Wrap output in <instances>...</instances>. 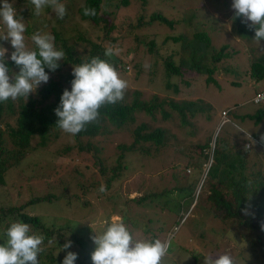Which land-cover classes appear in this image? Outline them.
<instances>
[{
  "label": "trees",
  "instance_id": "trees-1",
  "mask_svg": "<svg viewBox=\"0 0 264 264\" xmlns=\"http://www.w3.org/2000/svg\"><path fill=\"white\" fill-rule=\"evenodd\" d=\"M12 1L21 6L26 2L30 4L25 11V42L30 49L34 48L30 39L32 34L41 32L47 25L43 23L40 30L30 25L31 21H39L30 0ZM66 1H71V5L64 20L71 18L72 15L77 17L76 25L71 27L75 32L74 40L89 47L79 54L75 46L68 45L62 34L51 26L48 33L55 37L56 47L65 52L64 60L59 62L60 66L55 71L45 68L50 77L49 81L46 84L42 83L35 93L29 94L26 101L20 98L16 101L10 99L0 103V186L4 185L7 172L17 167L28 153L32 150L46 149L50 142L57 140L64 133L55 125L58 117L54 109L59 105L63 90H71L70 82L74 78L72 69L76 65L92 57H99L113 64L116 70L123 74L128 65L133 63L132 69L136 71L137 76L143 68L138 69V64L135 62L138 45H141L144 53L149 54V57L152 58L156 54L155 58H159L165 89H171L174 95L187 97L182 90L192 91L197 84H200L201 76H204L205 86L210 84L217 86L215 75L218 73V67L227 60L226 58L236 54L235 50L228 49L227 46H220L218 49L212 47L209 31L215 30L218 20L217 23L210 20L215 18L207 6L215 9L220 6L224 11L229 12L233 32L247 44L249 53H253V44L256 42L253 39L254 32L241 23L240 18H234V10L229 0H206V5L199 2L195 7L186 8L183 7L184 4H193L192 2L196 0H61L62 3ZM85 7L95 9L96 14L85 16L83 14ZM45 12L49 16L53 13L50 8ZM118 13H123V18L116 22ZM2 24L0 21V26ZM55 24L60 26L61 20H56ZM205 25L209 27V31L204 30ZM88 27L93 31L96 41L85 37ZM127 35L131 36V44L134 45L127 49L123 58L117 53L110 57L104 55L109 47L119 50V42ZM251 40L254 41L250 42ZM161 47H170L166 56L158 54ZM176 47L178 50L175 49ZM13 50L9 45L6 60L10 70L16 72L18 69L8 59ZM151 63L155 64L154 57ZM246 73L254 93L264 87V47L260 57L249 60ZM172 79L176 81L170 82ZM230 83L235 84V82ZM201 102V100H176L157 95L143 99L139 92L127 88L122 101L114 105H105L99 110L100 117L97 122L88 124L86 130L75 136L67 134L73 142L72 146L66 144L55 152L59 156L71 153L90 155L96 173L90 175L79 173L78 178L86 177L85 179L91 182L82 181V183L75 179V188L72 190L75 192L70 194L68 182L60 181L57 186L48 185L43 195L32 196L29 200L6 209L1 208L2 234L12 222L22 221L31 226L32 232L45 237V251L39 254V264H61L68 251L78 255L74 264H92L90 254L95 247L89 236L87 237L90 231L88 227H83L79 221L69 215L62 217L49 213L34 214L27 211L28 208L59 200H63L59 202L71 207V213L72 209L78 206H80L76 208L78 210L87 208L86 200L78 205L76 201L73 203L77 195L84 196L91 192L96 196L103 195L104 192L99 191L100 181L106 186V191L113 192V184L120 178L137 172L144 160H157L164 153L172 150L176 143H182L186 136H191L192 122L196 115L209 119L208 112L211 107ZM229 115L238 121L249 120L258 124L264 121V105L257 107L250 114L238 115L230 112ZM165 123L173 124L178 132L171 131L164 125ZM118 131L127 133L130 142L117 144L115 159L108 162V158L101 156L103 145L110 143L111 137ZM178 133H182L184 138L177 140ZM218 137L211 151V163L202 177L196 197H193L192 193L198 180H190L185 186L175 188L174 191L179 196L175 199L169 198L174 192L165 189L159 192H140L138 189L140 194L133 198L114 193L112 198L117 199L119 204L112 202L110 213L106 212V209L102 210L105 221H109L108 216L116 210L135 238V232L141 234V229L137 228L141 221L140 216L148 209H154L152 216L156 218L157 212L173 213L175 216L181 213V207H186L188 210L192 205L191 209L196 207L203 211V215H211L216 219L223 237L219 244L223 243L222 247L225 251H234L232 256L237 264H264V141L261 139L264 137V129L260 134L251 135L248 149L234 144L229 145L226 142L221 144ZM209 141L210 136L205 137L203 143L195 145L194 152L189 153L191 160L187 161L185 167L189 166L193 169L192 172L200 173L201 161H207L209 156ZM250 149L254 152L249 153ZM179 153L186 155L184 149H180ZM174 173L170 175L173 179L176 177ZM160 197L168 199L160 204L158 202ZM170 200L173 203L172 207L168 204ZM54 216H58L59 221H55ZM180 219L179 216L175 219L169 238L177 231ZM90 233L91 231L89 235ZM228 233L232 240L227 239ZM154 238L153 235L151 239ZM49 240L52 241L51 244L48 243ZM69 240L72 242L71 247L61 250ZM219 244L205 246L204 253L208 252V254L198 256L190 254L192 258L190 264H204V258ZM217 255L221 254L212 256Z\"/></svg>",
  "mask_w": 264,
  "mask_h": 264
},
{
  "label": "rangeland",
  "instance_id": "rangeland-1",
  "mask_svg": "<svg viewBox=\"0 0 264 264\" xmlns=\"http://www.w3.org/2000/svg\"><path fill=\"white\" fill-rule=\"evenodd\" d=\"M205 1L206 0H196L195 2H192L193 4H184L183 7H195L199 2H203L204 5H206ZM9 2L13 3L18 15L25 20V11L30 4L26 2L21 6L19 3H14L12 0H9ZM64 4L66 5L68 13L71 1H66ZM229 4L231 6V0H229ZM207 7L210 9L209 12L212 13L215 18L209 19L215 22L218 20L214 31H209V27L207 25L204 26V30L209 31L212 47L218 49L222 45H227L229 49L236 51L235 55L229 58V60H225L223 64L218 67V73L215 75L217 86L211 84L205 86L203 84L204 76H201L199 78L200 84H197L192 91L182 90L183 93L187 94V97L174 95L171 89L167 90L164 87L162 65H160L161 62L159 58H155V54L152 56V58L154 57L155 64L151 63L152 58L148 56L149 54L144 53L141 45H138L135 62L138 64V69L143 67L141 69L142 71L136 76V71L132 69L133 63H130L125 72L120 75L122 79H125L128 82V88L139 92L143 99H148L152 95H157L158 97H171L176 100H201V104H208L211 107L208 112L209 119L207 120L205 117L199 116V114L196 115L192 122L193 134L191 136H186L185 141L182 143H176V146L172 150L167 151L157 160H144L142 162V167L136 170L137 172L129 174L125 178H120L113 184V192L105 191L101 196H96L92 192L84 196L81 194L77 195V198L76 200H73V203L76 201V205H78L86 200L88 202L87 208L78 210L76 209L80 208V206H78L72 209L73 211L71 213V207L59 202L63 200H59L54 201L51 204H39L35 208H28L27 211L40 215L47 213H49V215H58L62 217H67L69 215L79 221V224L83 225V227H88L91 233L89 235V231L87 237L89 236L90 239V237L94 235V232L97 233V231L102 230L105 226V216L102 215V210L106 209V212L110 213L112 202L119 204L117 199L113 200L112 198L114 193L133 198L135 195L140 194L138 189L140 192H159L162 189H165L174 192L169 198L175 199L179 198L174 191L175 188L185 186L190 180H198L192 193L194 197L197 187L201 184L203 172L207 164L206 161H201L200 173L197 171L192 172L193 169L189 166L185 167L187 161L191 160L189 153L194 152L196 144L203 143L204 138L210 136L208 146L211 149L217 139L215 137L213 141L212 135L217 131V136H219L218 139H220L221 144L226 142L229 145L234 144L242 147L245 142L243 133L250 134L252 131L259 132L264 129V121L254 124L247 120L238 121L231 115H226V119L228 117L229 120L228 123L220 125V112L222 110H231L232 113L238 115L250 114L255 111L256 107L251 104L254 90L250 85L251 81L246 72L249 60L261 56L262 47L258 46L255 42L253 44V53H249L247 44L242 38L233 32L229 12L224 11L220 6L216 9L209 6ZM46 9L47 8L41 10L38 15L39 21H31L30 25L38 30L41 29L43 23L44 25H47V27L43 28L40 32L43 34L48 33L49 28L54 26L56 31H59V33L62 34L63 39L68 45L75 46L76 52L81 54L88 49L89 45L74 40L75 32L71 27L76 25L78 21L77 17L72 15L71 18L66 20H64L65 17L63 19H58L54 12L49 16L45 12ZM22 12H24L23 15H20ZM122 14L123 13L117 14L116 22H119L123 18ZM56 20H61L60 26L55 24ZM4 31L5 26L2 24V26H0V33H3ZM85 37L91 41H96L90 27L87 28ZM253 41L254 40H251L250 42ZM131 43V36L128 35L127 37L122 38V41L119 42V50L116 53L120 58H123L127 49L131 45H134ZM0 45L8 49L10 43L8 41H0ZM175 49L178 50L177 47ZM167 51H170V47H161L158 54L166 56ZM146 65L147 67H145ZM175 81V79L170 80V82ZM230 82H235V84L233 85ZM141 119L144 118L141 117ZM164 125L170 128L171 131L178 132L173 124L165 123ZM234 125H236L237 130L233 127ZM128 137L127 133L118 131L115 136L111 137L110 143L102 144L104 147L101 156L108 158V162H112L116 156V145L119 143L128 144L130 142ZM182 138H184L183 134L178 133L177 140ZM66 144L72 146L73 142L67 133L64 132L57 140L50 142L46 149L32 150V152L24 157L23 161L17 167L9 170L5 176L4 185L0 186V209H6L18 205L29 200L32 196L43 195L46 193L48 185L57 186L60 181H63L64 183L68 182L70 194L75 192L72 191L75 188V179L81 182L84 181L90 183L91 180H86V177L78 178L79 173H89V175L96 173L95 168L92 166L93 160L90 155L85 156V154L77 155L73 153L64 156L56 155V150H60ZM180 149H184L186 155H181L179 153ZM253 152V149L249 150V153ZM84 167L87 170L84 169ZM189 168L190 174L185 173ZM173 172H175L174 174L176 175L175 179L170 177ZM99 184L102 185V182L100 181ZM167 199L168 198L160 197L158 198V202L161 204ZM183 199L185 198L183 197ZM192 203L193 201L190 205ZM168 204L172 207L173 203L170 200ZM73 206L75 205L73 204ZM195 208L191 209V207H188V211L186 207H181V213L175 216L173 213L161 214L157 212L156 218L152 216L154 215V209L145 210L146 212L144 215L140 216L141 221L137 227L141 229V234L135 232V238L151 239L154 235V239H159L167 243L169 249L168 254L163 260V264H190L192 263L190 254H194V256L203 255L205 253L208 254V252L204 253L205 246L217 245L223 238L221 234L222 231L218 229L216 219L211 215H203L202 210ZM58 216L53 217L55 221H59L57 220ZM117 216L119 215L115 210L108 216V219L110 221ZM177 216L181 218L178 223V229L174 235L169 238V234L175 224ZM63 221L65 222L64 219ZM145 230L146 232H144ZM226 237L227 239L232 240L229 233L226 234ZM2 242L3 234L0 228V243ZM92 245L95 247L93 242ZM222 246L223 243H220L217 248L213 247L209 255L212 256L223 253L234 254L233 250L225 251ZM213 258L215 257L213 256Z\"/></svg>",
  "mask_w": 264,
  "mask_h": 264
},
{
  "label": "clouds",
  "instance_id": "clouds-1",
  "mask_svg": "<svg viewBox=\"0 0 264 264\" xmlns=\"http://www.w3.org/2000/svg\"><path fill=\"white\" fill-rule=\"evenodd\" d=\"M30 3L34 6L36 15L45 8H50L58 19H63L67 14L66 5L61 0H30ZM231 8L234 10V18H240L241 23L254 32L253 39L257 45L264 47V0H232ZM83 14L94 16L96 12L93 8L85 7ZM0 21L5 26V31L0 33V41H8L14 49L8 59L18 69L16 72L10 70L6 60L8 49L0 46V103L20 98L26 101L29 94L35 93L42 83L46 84L49 81L50 77L45 68L55 71L60 66L59 62L64 60L65 52L56 47L53 35L40 32L32 34L30 39L35 47L30 49L25 42L24 20L9 0H0ZM116 52L118 49L109 47L104 55L110 57ZM72 76L74 78L70 82L71 90H63L54 113L58 117L55 125L63 132L75 136L86 130L88 124L99 120V110L102 107L114 105L124 99L128 82L121 78L113 64L99 57H92L73 67ZM252 98L251 104L256 108L264 105L253 104ZM221 112H225V116L220 117V125L228 123L226 115L229 116L231 110ZM233 127L237 130L236 125ZM261 131L243 133L245 137L243 147L248 149L251 135L260 134ZM217 133L215 131L212 135L213 141ZM261 139L264 141V137ZM212 149L213 146L208 150L209 156L203 176L211 163ZM189 172L190 170H186L185 173ZM200 186L197 187L194 197ZM99 191L105 192L106 186L101 185ZM190 207L192 208V205ZM90 239L95 245L90 254L92 264H163L169 249V245L159 239L134 238L123 218L119 216L105 221L103 231L94 232ZM44 241L45 237L32 232L28 223L12 222L6 228L3 242L0 243V264H39V254L45 251ZM48 243L51 244L52 241L49 240ZM71 244L70 240L67 241L61 250L70 248ZM77 258V253L68 251L61 264H74ZM204 264L237 262L231 254L224 253L215 258L211 255L206 256Z\"/></svg>",
  "mask_w": 264,
  "mask_h": 264
},
{
  "label": "built area",
  "instance_id": "built-area-1",
  "mask_svg": "<svg viewBox=\"0 0 264 264\" xmlns=\"http://www.w3.org/2000/svg\"><path fill=\"white\" fill-rule=\"evenodd\" d=\"M252 103L253 104H264V88L260 89L257 91L253 98H252ZM222 118L225 116V112H221Z\"/></svg>",
  "mask_w": 264,
  "mask_h": 264
},
{
  "label": "crops",
  "instance_id": "crops-1",
  "mask_svg": "<svg viewBox=\"0 0 264 264\" xmlns=\"http://www.w3.org/2000/svg\"><path fill=\"white\" fill-rule=\"evenodd\" d=\"M252 123V122H251Z\"/></svg>",
  "mask_w": 264,
  "mask_h": 264
}]
</instances>
